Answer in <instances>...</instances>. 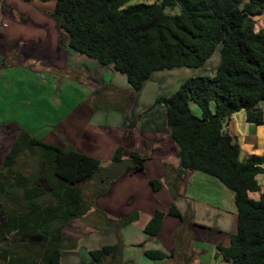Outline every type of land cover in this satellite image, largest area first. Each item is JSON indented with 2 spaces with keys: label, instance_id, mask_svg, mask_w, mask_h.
I'll list each match as a JSON object with an SVG mask.
<instances>
[{
  "label": "trees",
  "instance_id": "trees-1",
  "mask_svg": "<svg viewBox=\"0 0 264 264\" xmlns=\"http://www.w3.org/2000/svg\"><path fill=\"white\" fill-rule=\"evenodd\" d=\"M37 1L54 2L50 14L63 45L125 75L134 94L156 72L203 68L219 52L220 64L211 75L186 79L174 94L158 98L155 104L165 106L166 125L178 147L175 186L184 182L188 172H201L235 195L237 232L223 241L227 246L217 245L226 264H264V193L257 201L250 197L261 192L257 176L264 172V157L252 155L242 162L238 140L225 129L232 116L242 111L248 123L264 125V29L257 30L255 21L264 15V0ZM176 9L179 13H174ZM190 103L200 108L201 116L192 112ZM128 156L118 147L111 164L103 167L95 157L46 143L22 130L2 165L5 170L0 171V244L4 245L0 264H60L63 239L48 241L41 235L26 239V222L36 218L47 234L52 228L45 222L47 215L54 216L59 228L83 217L94 196L107 192L127 168L144 170L145 158L139 152ZM95 178L101 188L87 198L82 186ZM151 184L156 192L162 187L158 180ZM21 193L31 203L27 208L14 206ZM47 197L54 204H40ZM166 216L187 221L175 205L167 212L158 210L144 227L148 239L160 234ZM138 218L135 214L109 220L118 242L91 251L94 264H122V230ZM15 229L19 236L14 235ZM28 242L39 247L32 262L16 252ZM144 253L154 261L168 257L158 250Z\"/></svg>",
  "mask_w": 264,
  "mask_h": 264
},
{
  "label": "crops",
  "instance_id": "crops-1",
  "mask_svg": "<svg viewBox=\"0 0 264 264\" xmlns=\"http://www.w3.org/2000/svg\"><path fill=\"white\" fill-rule=\"evenodd\" d=\"M30 3L36 4L34 1L0 0V171L5 170L2 165L14 144L12 140L8 143L6 136L5 112L9 109L6 107V100L2 98V95L11 94V89L6 83L8 75L6 69L11 67L29 69L30 71L25 70L28 71L25 74L38 80L39 85L45 86L43 81L48 80L46 75L48 73L34 68L33 63L37 58H35L33 47L29 49L26 44L23 46L21 44L26 42L27 38L33 37L36 43L37 38L46 36L51 37L53 49L55 42L61 38L56 21L50 14L54 5L51 7L46 5L48 8L40 9L23 7V5ZM23 15H29V18L26 20ZM10 17H15L19 22L10 21ZM35 25L36 27H34ZM256 28L257 30L264 29L262 17L257 19ZM65 46L66 48H63L65 50H56L57 59H45L46 61H43L42 64L43 68L60 69L57 64H62L63 61L64 64L67 62L66 67L72 66L71 69L77 71L78 74L86 73L90 85H95L92 87H102L107 84L103 79L108 73V75H113V73L122 75L126 78V83L123 79L116 78L122 83V86L112 82V85L118 88L117 92L121 96L119 99L121 105L117 104L118 109L112 114L106 112L99 114L100 118H93L94 114L85 113L84 109L77 110L79 106L72 109V114L68 116L67 111L71 110V108L69 109L71 96L70 93L62 90L65 100L60 102L57 109L54 106H49L53 110L64 112L63 117L68 116L61 121L63 124L60 137L56 139L55 135L51 134L49 139L54 141H49L44 134L41 137L36 136L21 124H13L19 131L18 133L24 129L30 134L32 133L33 137L46 143L62 148L72 145L79 152H81L82 147L87 151L98 153L101 150L99 147L85 146L82 142L89 139L85 135L86 130L93 128L96 129L93 130L94 136L95 134L97 137L104 136L107 142L112 143L111 150L116 151L118 147H123L126 158L132 151L139 152L145 158L144 170L137 172L133 167L127 168L119 179L109 184L107 192L98 196H94L101 188V183L98 180L83 185L82 188L86 197L93 198L94 196L89 203V210L83 217L59 228V223L54 216L47 215L45 222L52 226L51 229L47 230V234L40 230L41 226L37 223L36 218H30L26 222L28 223L25 233L26 239H33V236L38 235L43 236L48 241L63 239L60 264H94L91 251L101 249L104 246H113L118 242L117 232L114 227L109 226V220H119L139 214L137 221L122 230L125 245L122 264H138L133 258L124 255L126 252L136 250H140L139 259L142 264H226L223 256L217 250V245L225 240L228 241V236L237 232L235 195L219 180L201 172H188L184 182H180L178 187L175 186L176 174L180 167L177 156L178 147L171 138L166 125L165 106L160 105V109H155V102L161 97L157 94H154L148 102H144L143 97L147 92L146 88L157 86L148 82L138 94H134L125 75L115 71L113 67L100 65L96 60L71 49L68 45ZM24 50L28 51V56H22ZM28 61H31V65L26 66ZM215 65L218 67V60H215ZM155 74L152 77L156 80L155 82L163 79V76L155 77ZM70 78L68 75L66 80H70ZM85 89L87 101L92 100L96 96L92 93L93 88L89 89L85 86ZM16 94L17 92L14 95ZM82 112L88 117V121L83 124L81 117H79L77 123L80 126L76 125L73 133L70 131L71 124L68 126L66 119L75 117L77 113ZM64 120L66 121L64 122ZM225 129L238 140L241 147L240 160L242 162H245L252 155L264 157V125L258 126L248 123L246 113L242 111L232 116ZM109 131L116 136V140L109 134ZM107 132L108 134H106ZM89 141L90 144H93V139H89ZM106 141L99 138L94 143L103 142L106 144ZM81 153L95 157L93 154ZM262 167L264 168V164ZM154 180L162 183V187L157 192L154 191L151 184ZM257 180L261 185V192L250 193V197L256 201L260 199L261 193H264V172L257 176ZM86 186H90L92 189L90 194L86 193ZM176 193L177 195H175ZM39 202L45 205L54 204V201L49 197L46 201ZM29 204L31 205L30 202L23 200L21 193L14 206H19V209H22L21 207L27 208ZM173 205L177 207L184 218H187L186 223H183V220L179 218L166 216L160 234L154 239H148L144 233L146 224L156 211L167 212ZM209 217L213 218V221ZM39 221L43 222L40 219ZM133 227H139L140 235H133ZM18 232V229H15L14 235L19 236ZM194 232L198 233L195 234ZM105 234L107 239L101 237ZM206 234L208 235L205 236ZM194 235H198V239ZM141 243H144V247L139 246ZM223 244L228 245L224 242ZM3 246L0 244V248ZM48 246L49 244L42 248L43 252ZM38 250L37 244L32 242L26 243L25 246L21 244L16 248L17 254L29 257L31 262L33 257L38 254ZM145 250L162 251L168 257L164 260H150L145 256Z\"/></svg>",
  "mask_w": 264,
  "mask_h": 264
},
{
  "label": "rangeland",
  "instance_id": "rangeland-1",
  "mask_svg": "<svg viewBox=\"0 0 264 264\" xmlns=\"http://www.w3.org/2000/svg\"><path fill=\"white\" fill-rule=\"evenodd\" d=\"M33 1L36 4H31V3L25 4L23 5V7L40 9V8H48L54 5V2H49L48 4H46V3H41L37 0H33ZM155 1L156 0H139L136 2H144V3L151 4V3H154ZM46 5H48V7ZM174 13H179V9H176ZM23 17H25V19L27 20L29 18V15L28 16L23 15ZM261 17H262V21H264V15L256 17L255 21L257 22V19ZM10 18H13V19H10ZM10 18L9 20L12 22H15V23L19 22V20H17L15 17H10ZM34 27H36V25ZM34 38H37V37H34ZM50 38L51 37H46V36L44 38H37V42L35 43L33 37H31V39L27 38V40H25L26 42L21 44V46L26 44V46H29V49L33 47L35 56H36L35 58H37L35 62L33 63L34 68H36L37 70L41 72L48 73L46 74L48 77V80L43 81L45 86L39 85L38 80L34 79L28 74H25L28 72L25 70H29V69H25V68L17 69L15 67L6 69V72L8 74L6 78V83L9 86L8 88L11 89V94L6 93L5 96L2 95V98L6 100V107L9 109L5 112V118H6L5 120L7 121L6 136H7L8 143L11 140L15 142L16 137H18L19 135L18 133L19 131H17V128H15L13 124H21L23 127L30 130L36 136L41 137L44 134L46 135L45 138H47L49 141H54V140H50L49 136L51 134H54L57 139L58 137L62 135L63 122L61 121L63 118H66L67 115L70 116L72 114L73 112L72 109L79 106V109L77 110L81 111L84 109L85 113L89 112L91 115L94 114L93 118H100L99 114H102L104 112L112 114L113 111H116L118 109L117 104L121 105V102L119 100L121 96L118 95V92H117L118 88L112 85V82L122 86V83L116 79L117 77H119L123 79L126 83L127 80L122 75L115 74V73H113V75L112 74L108 75L109 74L108 73L106 78L103 79L105 82H107V84L103 85L102 87H92L95 85H92V86L90 85V82H88L86 73L78 74L77 71H75L74 69H71L72 66L69 65V67H66L68 64L67 62H65L64 64V61H63L62 64H57V66L60 69H56V68L44 69L42 64H43V61H46L45 59H57V56L55 54L56 50L66 48V46L62 44V41L59 38V41L55 42V45L52 49V42ZM25 55L28 56L27 50L23 51L22 56L24 57ZM215 60H218L217 66H219L220 54L218 51L214 54V56L208 62L207 66H204L203 68H198V69L196 68H176L173 70H165V71L156 72L155 77L163 76V79H161L158 82H155L156 80L153 78L150 81V83H153V85H156L157 87L150 88L149 86L148 88H146L147 92L143 96L144 102L150 101V99L152 98L154 94H157L161 97H166L167 95L170 96L174 94L180 88L182 83L190 77L200 76V75H211L213 73L212 70H215V67H216ZM28 65H31V61H28L26 66ZM68 75L71 77L70 80H66ZM85 86L89 89L93 88L92 93L96 95L90 101H87L86 99L87 95L86 93H84V90H86ZM62 90H65V92L70 93V96H71L70 107H69V109L71 108V110L67 111L68 114L65 117H63L64 112L56 111V110H53L52 107H49V106H54L57 109L58 105H60V102L62 100H65V96L62 95L63 94ZM16 92L17 94L14 95ZM11 97H13V99H11ZM155 105H156L155 109L157 110L160 109L161 104H155ZM190 108L192 112L196 114L197 116L201 115V110L195 103H190ZM85 113L83 112L77 113L75 117L72 116V118L66 119L68 120L67 125L69 126L71 124V127H70L71 132L73 133L75 132L76 125L80 126L79 123H77V120L79 117H81V121L83 122V124L87 123L88 117H86ZM66 120H64V122ZM93 130H96V129L90 128L89 130H86V133H85V135H87L89 139H93V144H90L89 139H85L82 142L85 146L99 147L101 149L100 152L95 153L93 151H87L86 149H83L82 147L80 151L90 154V155L93 154V156L97 157V159H99L102 162L103 167H107L111 163L112 157L115 152L114 149L113 150L110 149L112 146V143L107 142L104 136L97 137V134H95L94 136ZM32 133L31 135H33ZM106 134H108V132ZM109 134L113 136L114 140L117 139L115 138L116 136H114L111 133V131H109ZM13 136L15 137L11 139ZM99 138H101L103 141H106V144H104L103 142L95 144L94 142L95 141L97 142ZM67 148H72V145H69ZM25 162H22L21 165L26 164ZM97 178H99V176ZM97 178H95L96 181H97ZM91 191L92 189L90 188V186H86V193L90 194ZM209 219L213 221V218L209 217ZM183 223H186V222L183 221ZM132 233L134 236L140 235L139 227H133ZM194 233L197 234L198 232H194ZM208 234H206L205 236H207ZM194 236L196 239H198V235H194ZM101 237H104L105 239H107L106 234ZM82 255L84 254L82 253ZM124 255L126 257L129 256L130 258H133L136 261V263L142 264L139 259L140 250H136L133 252L129 251V252H126Z\"/></svg>",
  "mask_w": 264,
  "mask_h": 264
}]
</instances>
